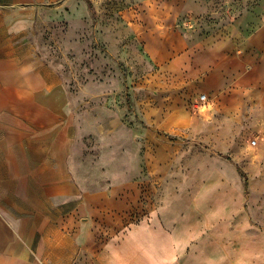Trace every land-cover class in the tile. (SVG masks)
<instances>
[{
  "label": "crops",
  "instance_id": "crops-1",
  "mask_svg": "<svg viewBox=\"0 0 264 264\" xmlns=\"http://www.w3.org/2000/svg\"><path fill=\"white\" fill-rule=\"evenodd\" d=\"M74 1L0 0V264H264V229L251 224L233 168L232 177L224 166L194 168L209 176L180 184V192H192L176 217L156 209L128 222L123 189L79 184L70 167L67 93L29 37L35 10ZM251 2L242 4L231 38L180 39L172 59L187 62L195 94L262 126L264 155V13L252 17ZM170 10L177 15L176 6ZM164 48L154 59L166 57Z\"/></svg>",
  "mask_w": 264,
  "mask_h": 264
},
{
  "label": "rangeland",
  "instance_id": "rangeland-1",
  "mask_svg": "<svg viewBox=\"0 0 264 264\" xmlns=\"http://www.w3.org/2000/svg\"><path fill=\"white\" fill-rule=\"evenodd\" d=\"M88 1L91 7L76 0L38 8L29 29L38 56L67 93L70 167L79 184L123 189L126 222L156 209L176 217L192 192H180V184L209 176L194 168L224 166L232 177L238 166L248 179L251 224L264 229L262 126L253 117L241 121L237 108L228 114L210 95L200 102L204 93L190 89L187 62L179 67L172 59L180 39L220 32L231 38L246 0ZM250 1L252 17L261 18L264 0ZM165 46L166 57L154 59Z\"/></svg>",
  "mask_w": 264,
  "mask_h": 264
},
{
  "label": "trees",
  "instance_id": "trees-1",
  "mask_svg": "<svg viewBox=\"0 0 264 264\" xmlns=\"http://www.w3.org/2000/svg\"><path fill=\"white\" fill-rule=\"evenodd\" d=\"M84 1H86L87 5L89 7H91L90 1H88V0H84ZM236 169H237V172L240 175V177L243 179L244 192L247 195L248 179L246 178L245 174L243 173V171L238 166H236Z\"/></svg>",
  "mask_w": 264,
  "mask_h": 264
},
{
  "label": "built area",
  "instance_id": "built-area-1",
  "mask_svg": "<svg viewBox=\"0 0 264 264\" xmlns=\"http://www.w3.org/2000/svg\"><path fill=\"white\" fill-rule=\"evenodd\" d=\"M206 99H207V97H206L205 94H203V95H199V101H200V102H203V101L206 100Z\"/></svg>",
  "mask_w": 264,
  "mask_h": 264
}]
</instances>
